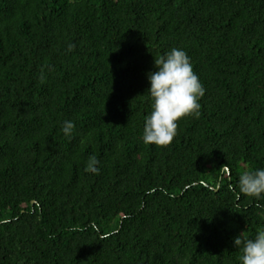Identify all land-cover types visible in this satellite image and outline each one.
I'll return each mask as SVG.
<instances>
[{
  "label": "trees",
  "instance_id": "obj_1",
  "mask_svg": "<svg viewBox=\"0 0 264 264\" xmlns=\"http://www.w3.org/2000/svg\"><path fill=\"white\" fill-rule=\"evenodd\" d=\"M172 48L201 116L146 145L147 77ZM256 169L264 0H0V264H240L234 239L264 227V200L237 199Z\"/></svg>",
  "mask_w": 264,
  "mask_h": 264
},
{
  "label": "clouds",
  "instance_id": "obj_2",
  "mask_svg": "<svg viewBox=\"0 0 264 264\" xmlns=\"http://www.w3.org/2000/svg\"><path fill=\"white\" fill-rule=\"evenodd\" d=\"M74 48L75 45L70 44L67 50L71 52ZM154 63L156 70L147 77L152 110L145 118L141 139L146 145L168 147L177 135L179 120L201 116L200 101L206 90L183 49L172 48ZM75 127L73 121L65 120L61 131L71 137ZM99 164L100 161L91 156L85 171L99 175ZM238 188L237 199L243 194L258 201L264 200V169L244 172L239 177ZM234 245L242 252L240 264H264V227L258 228L252 238L237 236Z\"/></svg>",
  "mask_w": 264,
  "mask_h": 264
}]
</instances>
